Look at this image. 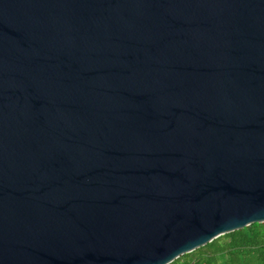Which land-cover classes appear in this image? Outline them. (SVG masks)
<instances>
[{
  "label": "water",
  "instance_id": "1",
  "mask_svg": "<svg viewBox=\"0 0 264 264\" xmlns=\"http://www.w3.org/2000/svg\"><path fill=\"white\" fill-rule=\"evenodd\" d=\"M264 223V0H0V264H171Z\"/></svg>",
  "mask_w": 264,
  "mask_h": 264
},
{
  "label": "trees",
  "instance_id": "2",
  "mask_svg": "<svg viewBox=\"0 0 264 264\" xmlns=\"http://www.w3.org/2000/svg\"><path fill=\"white\" fill-rule=\"evenodd\" d=\"M171 264H264V223L221 236Z\"/></svg>",
  "mask_w": 264,
  "mask_h": 264
}]
</instances>
